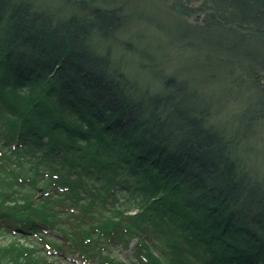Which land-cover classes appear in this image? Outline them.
Returning <instances> with one entry per match:
<instances>
[{
  "label": "trees",
  "instance_id": "16d2710c",
  "mask_svg": "<svg viewBox=\"0 0 264 264\" xmlns=\"http://www.w3.org/2000/svg\"><path fill=\"white\" fill-rule=\"evenodd\" d=\"M211 1L214 10L208 15L215 24L229 28L236 23L252 34L264 33V0ZM31 6L0 0V27L6 26L0 33V175L3 167L15 165L0 183V229L38 237L52 249L78 252L86 262L97 253L84 251L90 246L132 235L143 264H264V179L255 180L251 171L236 177L239 165L232 162L224 132L208 126L198 135L193 117L191 130L179 123L169 126L162 110L169 96L163 100L155 94L147 104L134 94L135 82L125 81L106 57L85 54L92 52L86 39L94 28H101L98 20L106 12L92 10L96 21L72 17L54 23L48 18L54 24L43 28L45 40L32 30L36 24L24 28L27 41L12 40L19 27L28 26ZM36 13L32 10L38 21L46 20ZM64 42L70 58L84 49L82 55L91 57L97 73L108 72L92 77L95 88L88 85L84 92H73L81 77H90L73 58L67 63L60 59L64 62L57 66L51 62L55 49L31 55L30 43L49 50ZM240 46L236 42L230 48L239 53L234 55L237 60L243 58ZM249 55L247 71L261 78L264 56ZM170 107L174 120L187 117L175 104ZM208 122L217 126L212 119ZM147 126L151 137L143 133ZM196 159L193 171L190 161ZM198 169L209 175L208 181L199 177ZM19 184V190H28L20 192ZM117 193L132 197L134 214L111 203ZM106 204H112V214L99 219ZM36 251L24 246L13 264H39ZM49 256L54 262V255ZM44 258L43 264H50Z\"/></svg>",
  "mask_w": 264,
  "mask_h": 264
},
{
  "label": "rangeland",
  "instance_id": "374dc122",
  "mask_svg": "<svg viewBox=\"0 0 264 264\" xmlns=\"http://www.w3.org/2000/svg\"><path fill=\"white\" fill-rule=\"evenodd\" d=\"M24 2L30 3L32 10L46 20L38 21L39 18H34L31 10L29 18L25 19L28 26L24 25L16 30L17 33H14L16 36L11 37L14 41L25 39L26 29L28 31L31 24H36L37 28L32 30H37L42 40H45L46 29L43 28L48 24L52 26L61 19L67 22L72 17L79 19L88 17L89 20L96 21L95 16L91 18L92 10L106 12L98 20L101 28H94L90 38L86 39L90 40L88 44L92 52L86 51L85 54L106 57L112 68L120 69L121 74L126 77L125 81L130 79L135 82L137 90L133 91L134 94L143 96L147 104L154 101L155 94H159L163 100L169 96V104H165L166 108L162 109L166 113L163 119L170 121L169 126H176L179 123L188 129L190 118L193 117L198 122L193 126L198 135L199 130L204 132L208 126L223 131L225 135L222 140L224 139L231 147L232 162L239 165V172L235 170L236 177H239L241 172L251 171L255 174V180L264 179V66L260 71L261 78H258L256 72L247 71L249 65L246 61H249L250 52L259 57L264 56V33L252 34L247 28H238L236 23L233 26L230 24L229 28L220 27L219 22L215 24V19L212 20V16L208 15L214 10L211 0H15L17 5ZM252 2L254 0H251ZM261 17L264 18V15ZM2 18L5 21L8 18L4 11ZM48 18L54 23H48ZM210 22L213 25H209ZM2 26L0 33H3V28L6 27ZM97 33L99 36L96 38ZM236 42L241 45L239 56L245 60L235 59L234 55L239 53H234L230 48L232 45L235 46ZM30 44L34 47L32 56L43 54L42 50L55 53L53 51L55 49L56 55L54 54V61L51 62L58 63L57 66L64 61L71 62L73 58V61H78L83 69L90 72V77H81L78 81L72 77L73 83L77 81L79 87L74 89V93L86 91L88 85L95 88L96 82L92 77L108 73L105 70L97 73L92 66L91 57L82 55L84 49L79 50L81 55L70 58L67 42L61 43L59 47L55 43V47H49L52 51L43 45ZM63 54L68 56L65 58ZM60 59L64 61L59 63ZM53 66L57 67L56 64ZM81 99L84 103L88 101L83 97ZM172 104L187 114L182 122H179L180 118L174 120L169 115ZM145 109L147 111L148 107ZM209 119L217 126H210ZM149 127L143 128V133L151 137L152 131ZM164 144L167 146L169 142ZM196 161L199 162L198 159L190 161V164L195 166L192 168L193 171L198 167ZM14 167L12 163L2 168L6 174L0 175V183L4 182L5 177L8 178L7 174L10 176L8 168ZM217 168L221 169V166L218 165ZM204 172L197 170L199 177L208 181L209 175ZM20 186L22 185H17L16 189ZM23 188L18 190L20 192L28 190L27 187ZM38 191L41 193L42 189L39 187ZM111 203L120 205L121 209L130 215L136 212L132 208V197L127 198L122 193H117L116 200ZM108 205L102 209L99 219L109 218L112 214ZM109 207H112V204ZM126 236L115 238L110 243H105L106 239H102L97 247L90 246L84 251L97 253L94 259L88 258L90 262H86L87 258H83V254L81 256L78 252L68 253L58 248L52 249L46 241L38 237H26L2 228L0 264H13L24 246L37 249L34 258L39 264L45 262L44 257H48L50 264H95L97 260H101L99 264H143L138 259L140 256L137 238L132 235L127 238ZM62 253L69 258L62 260L59 258L62 261L59 262L55 258ZM47 254L54 255L55 258L51 256L54 262ZM105 256L114 259L115 262H105L101 259Z\"/></svg>",
  "mask_w": 264,
  "mask_h": 264
}]
</instances>
